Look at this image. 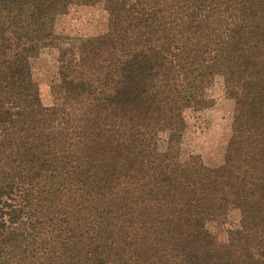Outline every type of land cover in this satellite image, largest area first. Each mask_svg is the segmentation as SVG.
<instances>
[{"label":"trees","instance_id":"1","mask_svg":"<svg viewBox=\"0 0 264 264\" xmlns=\"http://www.w3.org/2000/svg\"><path fill=\"white\" fill-rule=\"evenodd\" d=\"M75 5L105 30L56 32ZM217 78L208 163L185 115ZM0 264H264V0H0Z\"/></svg>","mask_w":264,"mask_h":264},{"label":"rangeland","instance_id":"2","mask_svg":"<svg viewBox=\"0 0 264 264\" xmlns=\"http://www.w3.org/2000/svg\"><path fill=\"white\" fill-rule=\"evenodd\" d=\"M105 28L106 14L99 6H72L56 23V32L68 37H90L104 31ZM54 53V50H44L41 53V60L34 64V74L39 81L45 103L51 100L47 80L55 72ZM207 94L214 101L211 107L186 112L187 128L182 146L185 154H199L205 162L219 163L229 135L232 101L224 97L219 78L208 89ZM237 220L238 213L232 211L228 222L232 224Z\"/></svg>","mask_w":264,"mask_h":264}]
</instances>
